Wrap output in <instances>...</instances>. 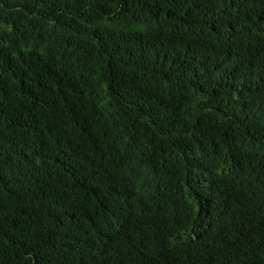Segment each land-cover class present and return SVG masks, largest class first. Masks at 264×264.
<instances>
[{"label":"trees","instance_id":"16d2710c","mask_svg":"<svg viewBox=\"0 0 264 264\" xmlns=\"http://www.w3.org/2000/svg\"><path fill=\"white\" fill-rule=\"evenodd\" d=\"M0 264H264V0H0Z\"/></svg>","mask_w":264,"mask_h":264}]
</instances>
